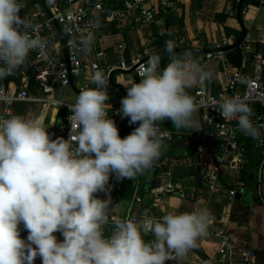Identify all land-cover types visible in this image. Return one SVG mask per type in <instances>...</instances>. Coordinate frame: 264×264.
I'll return each instance as SVG.
<instances>
[{"label":"clouds","instance_id":"clouds-1","mask_svg":"<svg viewBox=\"0 0 264 264\" xmlns=\"http://www.w3.org/2000/svg\"><path fill=\"white\" fill-rule=\"evenodd\" d=\"M23 6L21 0H0V80L26 65L31 52L46 55L48 41L29 31L33 26L20 15ZM89 27L98 28L99 21ZM79 40L80 50L89 54L94 32L86 31ZM175 47L173 40L165 42L169 62L162 71L161 56L152 54L138 69L139 83L124 86L119 114L139 125L124 138L107 112L108 79L102 70L91 75L96 88L80 91L67 105L72 113L68 139H52L40 119L0 118V264H34L37 256L42 264H166L185 257L207 235L213 217L200 208L159 219L145 215L139 223L117 219L105 237L111 197L95 195L110 192L112 174L132 180L153 167L166 149L165 120L177 132L198 127L199 103L187 89L210 82L213 73L191 52L177 54ZM215 102L222 117L236 120L244 135L259 136L247 97ZM142 233L154 239L145 241Z\"/></svg>","mask_w":264,"mask_h":264},{"label":"crops","instance_id":"crops-1","mask_svg":"<svg viewBox=\"0 0 264 264\" xmlns=\"http://www.w3.org/2000/svg\"><path fill=\"white\" fill-rule=\"evenodd\" d=\"M44 1L46 0H30L29 12L36 15L43 13L45 11ZM123 5V0H120L117 7L123 8ZM146 6H152L158 11L154 23L139 22L137 14L131 15L126 21L98 18L97 20L104 28L102 44L98 48L91 46L89 54L80 55L81 60L87 62L89 56L94 58L100 48L106 52L107 63L117 64L122 55L119 49V45L122 44L126 62L131 63L138 58L147 61L150 55L158 53L161 56L159 70L162 71L169 62V56L165 51L166 39L158 37V32L163 28H171L178 39L191 42L189 48H175L176 53H183V50L192 51L193 58L213 73V79L210 82L187 89L193 97L197 98L200 93H215L223 89L226 75L233 69L249 75H253L259 67L264 70V0H147ZM57 34L63 41L60 33L57 32ZM223 42L226 43V46L222 48L225 57L228 59V52L232 55L239 54L241 65H234L228 59L233 67L225 68L221 59H206L207 47ZM59 48V45L56 46L58 53ZM147 49L150 53L146 52ZM24 71L26 70L21 66L13 73L15 77L17 74L20 75L21 78L18 81L14 77L0 86H6L9 82L21 84ZM32 80L30 76L29 88ZM112 81L111 85H115L118 89V97L115 99L116 102L108 104L119 110L121 99L127 95L124 86H131L134 82L139 83L140 77L135 78L132 71L115 70ZM77 82L74 80L69 88H58L56 97L73 104L79 94L75 89ZM32 92V94H39L38 87L36 86ZM106 92L109 100L117 95V91L111 89V86H107ZM68 94H71L70 97H67ZM66 98L73 103L66 101ZM250 107L255 116L264 112V108L257 104L250 105ZM14 110L17 116L25 119L42 120L49 133L55 136L62 134V113L58 109L44 106L41 103L17 102ZM205 113V110L199 109L196 113L198 127L181 130L189 132L190 135L182 141L171 143L167 152L168 166L160 169L153 165V169L150 168L142 175L136 176L141 185L142 180L144 181L146 188L143 195L139 194V188L137 189L136 195L140 198V202L134 200L135 192L131 199H122L126 205L124 215L117 214L119 211L117 202L121 199L120 187H117V194L110 196L109 217H124L130 205H133V212L138 216H160L169 212L191 213L200 208H207L213 219L230 231L240 247L253 251L258 257L259 264H264V179L259 182L257 168L263 157L264 132H259L256 139L250 137L241 140L248 149L244 170L239 171L233 166L224 165L220 173V186L217 192L209 193L204 184L202 189L198 186V178L200 175L202 178V173L210 164L212 154L217 148V143L204 135ZM162 126L175 130L170 120H165ZM246 140H248L247 144ZM167 183L177 186V192L163 193V188ZM155 190L158 192L156 195L153 193ZM231 190L237 191L233 197L229 194ZM198 193L202 198L201 201L196 202L193 199ZM215 226L217 227V224ZM19 230L20 236L22 235L26 240L28 232L23 224L19 225ZM57 233L60 234L57 240L63 241L62 234ZM149 239L151 241L154 237ZM197 244L208 257L199 255L192 248L195 256L199 258L198 260L193 258V262L219 264L218 260L210 256L207 243L204 245L200 238ZM34 264H42L39 256Z\"/></svg>","mask_w":264,"mask_h":264},{"label":"built area","instance_id":"built-area-1","mask_svg":"<svg viewBox=\"0 0 264 264\" xmlns=\"http://www.w3.org/2000/svg\"><path fill=\"white\" fill-rule=\"evenodd\" d=\"M120 0H46L44 1L45 11L40 15L29 12L30 0H21L23 8L20 15L26 16L32 24L29 30L34 36L46 38L48 48L46 55L40 56L38 52L33 51L29 54L26 65L22 72L23 79L21 84L15 82L8 83L6 86H0V118L7 119L11 116H17L14 110V105L17 102H34L41 103L44 106L56 108L62 113V134L55 136L49 133L52 139L63 137L68 139L71 133L72 124L69 117L72 113L69 111L66 103L56 97L57 89L69 88L73 85L74 80L78 82L75 85L77 93L87 88H96V85L91 82V75L96 70H102L110 84L109 75L115 70L132 71L135 78L138 75V69L141 65H146L147 61H142L140 58L126 62L123 53L124 46L119 45L121 58L117 64L106 62V52L103 49H98L95 57L89 56L87 62H83L80 55L84 52L80 50V36L86 31L94 32V43L92 46L100 47L104 36V28L99 22L98 28L90 29V24L97 21L100 17H105L110 20L126 21L131 15L137 14V20L142 23H154L157 16L155 8L147 7V0H123V8H118L117 4ZM70 28V34L66 33V29ZM57 32L63 38V41L58 37ZM158 37H163L175 42V48H189L191 42L178 39L171 28H163L158 32ZM73 39L74 44H69L68 41ZM60 46L58 53L56 46ZM226 43L209 45L205 57L207 60L218 58L221 59L225 68H231L229 60L225 57L222 48ZM56 49V50H55ZM54 50V52L52 51ZM150 50L147 49L146 52ZM161 65V64H160ZM19 69V68H18ZM32 76L35 85L38 87L39 94H32L29 90L28 80ZM80 81V82H79ZM107 85V86H108ZM221 97H247L249 105H259L264 108V70L259 67L253 75L244 74L238 70L226 75V81L223 89L215 93H200L195 100L199 103V109L205 110L204 122L206 129L204 135L208 139L217 143L215 153L212 154L210 164L202 173V180L206 190L209 193L217 192L219 188V178L222 167L230 165L239 171H243L247 163V148L242 139L250 138L244 135L238 128L236 120H226L220 114L221 110L219 101ZM109 118L113 119L119 129L121 138L131 134L138 127L137 124L130 125L128 118H121L118 109L109 106L107 108ZM259 132H264V112L256 116L254 121ZM162 131L167 132L163 137L166 149L162 151L159 159L154 163V166L162 169L169 164L167 152L173 141H182L189 132L169 130L161 125ZM258 180L261 182L264 179V142H263V157L258 165ZM118 181L115 174H112L109 179L108 188L110 192L96 193L97 198L105 199L106 197L117 194ZM177 186L172 183H167L163 188V193L177 192ZM154 195L158 194L157 190L153 191ZM135 190L134 200L140 202V198L136 195ZM233 197L237 194L236 190L229 192ZM157 197V196H155ZM264 205V201H263ZM167 214V213H166ZM179 214V213H177ZM149 216L159 219L164 216ZM145 216H138L133 212V205H130L128 213L122 218L109 217V222L104 226L103 231L105 237L111 235L114 228V220L131 219L139 223ZM217 224V227L215 226ZM145 237H152L151 233L143 234ZM203 244L207 243L208 252L212 258L218 260L219 264H259L257 255L247 249L240 247L230 231L222 226L220 222L212 219L207 235L201 237ZM198 260L193 249L189 250L185 257L166 261V264H207L203 262H193Z\"/></svg>","mask_w":264,"mask_h":264},{"label":"trees","instance_id":"trees-1","mask_svg":"<svg viewBox=\"0 0 264 264\" xmlns=\"http://www.w3.org/2000/svg\"><path fill=\"white\" fill-rule=\"evenodd\" d=\"M238 47H236V49H237ZM235 49V50H236ZM184 51H188V50H183V52ZM207 51H212V50H209V49H207L206 50V52ZM189 52H192V51H189ZM238 53H239V51H238ZM228 54V59L231 61V63H233L234 65H241V58L239 57L240 55L239 54H235V55H232V54H230V52H228L227 53ZM15 76L12 74V75H10V76H8L7 78H5V79H3V80H0V85H4V84H6L7 82H8V80H10V79H12V78H14ZM16 79H17V81L21 78L20 77V75L19 74H17V77H15ZM31 86H30V92L31 93H33L32 91H34V89H35V84H34V82H33V80L31 81ZM108 86H111V89H113V90H115V91H117V95H114V97L112 98V99H110V100H108V101H106V103H114V102H116L117 100H115L117 97H118V89L116 88V86L115 85H111V84H109ZM116 94V93H115ZM196 97H194V99H195ZM247 142H248V140H246L245 141V143L247 144ZM151 169H153V168H151ZM118 186L120 187V193H119V196L120 197H123V198H126V199H131L132 198V196H133V194H134V192H135V190L136 189H138L139 188V194H142L143 192H144V190H145V185H144V181L142 180V185H141V182H139L137 179H136V177L134 178V179H132V180H130V179H127V178H125V179H123V180H119L118 181ZM143 195V194H142ZM202 197H201V194H195V198L193 199L194 201H196V202H198V201H201L200 199H201ZM54 235L56 236V237H59L60 236V234L59 233H54ZM150 237H144V240L145 241H149L150 239H149ZM194 251L196 252V253H198L199 255H202L203 257H205V258H207L208 257V255L206 254V253H203L202 252V250L200 249V247H199V245L197 244V247H195L194 248ZM206 255H207V257H206Z\"/></svg>","mask_w":264,"mask_h":264},{"label":"rangeland","instance_id":"rangeland-1","mask_svg":"<svg viewBox=\"0 0 264 264\" xmlns=\"http://www.w3.org/2000/svg\"><path fill=\"white\" fill-rule=\"evenodd\" d=\"M57 91H58V89H57ZM68 95L69 96H67V97H70L71 94H68ZM66 101H69V102L73 103L69 98H66ZM120 198L121 199H119V201L117 202V205H118V208H119V211H118L117 214L118 215H124L126 213V205L123 203L122 199H125V198H122V197H120ZM21 238L23 239L24 237L21 235Z\"/></svg>","mask_w":264,"mask_h":264},{"label":"water","instance_id":"water-1","mask_svg":"<svg viewBox=\"0 0 264 264\" xmlns=\"http://www.w3.org/2000/svg\"><path fill=\"white\" fill-rule=\"evenodd\" d=\"M119 71H122V70H119ZM114 71L111 72V74L109 75V81H110V84H113V81H112V75H113ZM250 106V105H249ZM254 113V112H253ZM253 120L255 121L256 120V116L254 114V117H253ZM258 129V132L260 131L259 128ZM198 186L200 189L203 188V183H202V178H201V175L199 176L198 178ZM169 194H173V192H169Z\"/></svg>","mask_w":264,"mask_h":264}]
</instances>
